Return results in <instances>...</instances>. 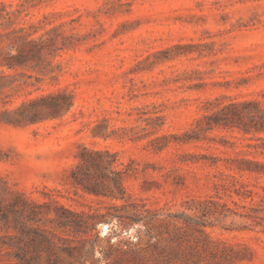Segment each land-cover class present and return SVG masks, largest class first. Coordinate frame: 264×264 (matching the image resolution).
Masks as SVG:
<instances>
[{"label":"rangeland","instance_id":"obj_1","mask_svg":"<svg viewBox=\"0 0 264 264\" xmlns=\"http://www.w3.org/2000/svg\"><path fill=\"white\" fill-rule=\"evenodd\" d=\"M15 30L25 38L14 41ZM50 36L65 42L53 55ZM14 46L21 58L10 57ZM56 93L69 96L58 100L69 107L51 111L38 100ZM216 98L264 105V0H0V197L26 201L17 206L18 226L31 224L34 212L40 226L76 247L72 256L57 251L59 264L112 262L137 227L112 216L87 230L76 216L118 214L113 206L127 202L73 182L81 146L115 152L129 201L189 220L192 199L213 194L218 170L234 174V152L264 136L218 128L182 143ZM156 137L167 142L162 150L153 148ZM247 156L264 162V153ZM237 175L253 192L223 193L233 211L204 228L243 247L247 259L236 264H264V225L233 202L258 207L264 224V175ZM58 217L74 226H58ZM45 263L42 253L38 264Z\"/></svg>","mask_w":264,"mask_h":264},{"label":"trees","instance_id":"obj_2","mask_svg":"<svg viewBox=\"0 0 264 264\" xmlns=\"http://www.w3.org/2000/svg\"><path fill=\"white\" fill-rule=\"evenodd\" d=\"M6 14L10 17L12 11H6ZM19 31H14V41L25 38ZM52 31L54 28L47 30L46 33ZM49 41L50 55L55 54L65 45L62 40L60 46L56 38L52 36L49 37ZM14 47H17L18 52L12 53L10 57L21 58V49L18 46ZM3 63L8 67H14L22 62L6 60ZM63 97L69 96L63 93L47 94L38 100L45 102L47 107L54 111L56 108L69 107L71 104L67 101L59 104V98ZM205 103L208 105L207 108L210 107V111L196 120L195 126L189 133L179 138L182 143L199 140L201 132L218 128L231 130L238 128L245 133L253 134L264 133V105L260 100L230 99L222 102L216 98L215 101L207 100ZM250 138L254 142L245 144L248 149L240 148L230 159L237 162L235 167H231L235 173L218 170L215 174L218 180L214 182V193L192 199V203L187 206L192 212L185 213L189 220H181L173 213H161L156 209L147 208L143 202L129 201L124 194L120 170L115 168V152L82 145L79 161L71 172L73 182L96 197L120 198L127 202L113 206L118 214L102 213L96 209L92 213L81 211L76 216L83 219L87 230L94 228V219H110L112 216H116L119 220L124 217L127 219L125 224H136L137 227L134 242L126 243V248L119 249L118 255L112 258V262L106 264H236L247 259V254L240 244L213 238L204 227L208 223L207 219L226 217L227 211H233L226 202L221 200L223 193L231 196L230 191L239 193L240 188L244 189L243 193L253 192L247 188V183L240 179L242 175L237 173L248 172L254 174L255 178L264 175V162L247 156L253 155L254 152L264 153V136L254 135ZM158 139L159 137H156L151 141L156 151L162 150L167 145L165 141L163 144H157ZM218 159L213 157L210 165H216ZM21 202L26 203L20 195L15 193L14 197L8 201L0 197V264H38L42 253H44L45 264H59L57 251H62L68 256L74 255L76 247L65 245V240L56 234L55 228L40 226L37 223L40 219L34 220V212L27 215L31 224L24 221L18 226L17 206ZM233 202L237 206L248 208L250 213L244 215L252 218L256 224L264 225L259 221L261 217L258 214L260 211L258 207L252 204L239 205L235 200ZM30 203L36 204L34 201ZM181 213L183 214V211ZM56 219H58V226H74L69 220H62L60 217ZM192 221L200 222V224H194ZM34 223L37 225L34 226ZM16 231L20 234L18 235ZM125 234L133 239L131 232H125ZM20 241L23 243L20 244Z\"/></svg>","mask_w":264,"mask_h":264}]
</instances>
